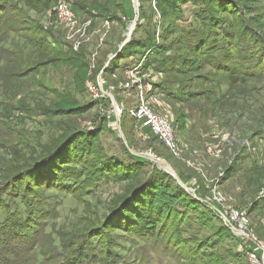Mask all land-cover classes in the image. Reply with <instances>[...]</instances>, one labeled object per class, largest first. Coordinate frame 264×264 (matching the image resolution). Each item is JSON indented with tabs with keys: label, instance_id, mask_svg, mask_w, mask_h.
<instances>
[{
	"label": "rangeland",
	"instance_id": "obj_1",
	"mask_svg": "<svg viewBox=\"0 0 264 264\" xmlns=\"http://www.w3.org/2000/svg\"><path fill=\"white\" fill-rule=\"evenodd\" d=\"M125 1L133 11L130 20L124 17ZM75 5L80 9L77 35L51 26L53 8L42 14L17 8L26 32L20 38L10 34L13 46L4 48L17 56L4 66L7 74L27 71L30 62L50 64L36 68L28 80L21 78L18 89L1 82L0 132L17 146L32 148L37 158L75 134L76 165L70 168L79 171V186L65 195L39 191L57 197L58 217L49 222L28 264L43 260L41 250L52 246L57 248L45 262L59 264L63 249L81 245L82 235L121 264H249L236 252L237 238L222 228L218 215L219 221L205 210L215 205L200 202L193 187L203 190L202 199L218 192L224 204L245 213L251 234L264 244V78L242 74L236 63L253 55L264 64V47L256 42L264 41V0H137L136 5L133 0H74ZM133 23L126 55L114 54L120 34L128 35ZM46 27L53 33L44 32ZM59 33L71 54L57 45L45 52L26 44ZM234 37L245 44H230ZM107 54L109 67V57L103 61ZM234 78L242 80L233 84ZM141 104L172 123L177 156L129 116ZM17 146L10 148L24 149ZM128 151L147 162L127 161ZM153 158L167 163L177 179ZM255 168L261 174L250 176ZM181 174L188 183L181 182ZM132 193L136 196L122 208ZM140 207L152 214L154 223L146 226L152 237L133 233L138 219L124 212Z\"/></svg>",
	"mask_w": 264,
	"mask_h": 264
},
{
	"label": "trees",
	"instance_id": "obj_2",
	"mask_svg": "<svg viewBox=\"0 0 264 264\" xmlns=\"http://www.w3.org/2000/svg\"><path fill=\"white\" fill-rule=\"evenodd\" d=\"M11 1H14L15 3L10 4ZM20 1L23 0H0V86H3L2 83H7L10 81L9 83L13 82L14 87L16 86L17 89L21 81L28 80L31 76L36 74V68L48 66L50 64L44 61L34 65L32 62H30L28 64L30 67H28L27 71L12 72L9 74L6 73L7 71L4 69V66L10 64L12 58L17 57L15 54L8 53L4 50V48L13 46L12 43L9 42L10 34L14 35L15 38H20L21 35L19 34H21L23 31L26 32L25 29H21L20 24L22 19L17 17V8L25 9V7H27L29 10H32L35 13L36 10L39 11L37 14H42L46 11L48 12L51 8H53L52 6L54 5V1L51 0H24V4ZM36 4H39L40 10ZM76 8L77 7L75 5L72 10L77 16L78 12L76 11ZM123 8L124 17L127 20H130L133 16V11L130 7L129 1H125ZM38 29L42 30L40 27ZM51 31L52 30H50L48 27H46L44 30L46 33H53ZM252 40L254 39L249 40L248 44L251 45ZM256 42L259 43L258 47H264V41L261 42L256 40ZM234 43H237L236 45H238V48H241L245 44V41L243 38L238 39L234 37L230 41V44ZM26 44L31 48L33 47V49L35 48L36 51L43 50L45 52L54 51L55 48H57V45L59 48H65L66 51L71 54L67 43L63 42L62 35L57 37L56 35L43 34L37 37V39L32 38L27 40ZM128 44L129 42L122 48L127 47ZM50 45L53 47H50ZM150 47L151 46H149L147 49ZM117 51L118 49L116 48L114 54H116ZM38 53L39 52H36V55H38ZM126 53V48L123 51L121 49L118 52L119 56L126 55ZM29 55L30 57H33L35 54L31 53ZM236 63L240 66L241 71H245L241 72L242 74L246 75L248 71H250L258 78H264V64L258 60V56L254 57L251 55L250 57H241V59H239ZM111 64L112 60L108 61V67ZM104 67L105 68H103V72L107 68L106 65ZM227 68L229 67L227 66L224 69L229 71ZM100 69L98 70L100 71ZM5 74L6 77H4ZM21 78H24V80ZM42 78L43 76L37 80L38 82L36 81L39 85L43 84V80H41ZM93 79L95 80V77H93ZM240 80L242 79L234 78L231 82L234 84ZM19 105L22 111V109L25 108L24 99L19 100ZM44 111L47 116L48 111L46 109ZM4 116L5 117L3 119L5 121L10 119V117L5 112ZM19 122L22 126L24 121L20 119ZM140 125L141 124L138 123V126ZM2 130H9V127L8 129H5V126L3 125ZM144 132L146 134L150 133L147 128H144ZM4 134L5 135L2 133L0 134V264H28L36 250L41 248V244L45 238L43 233L45 235V229L49 226V222L58 217L56 215L55 207V199H57V197H55L53 194L48 195V193L40 194L39 191L51 189L54 190L55 195L58 192L64 193L65 195V193H69V190H73L79 186L76 178L77 175H79V173H77L79 171H76V169L72 167L70 168V165H76L74 153H72L73 149L71 147L73 139L75 138V134L72 135L73 137L71 139L61 141L52 150L44 152L38 158L34 156V150L32 148L27 146L24 147L22 143L17 146V143L12 142L14 140H12L9 135L6 133ZM9 144H15L17 147H24V149L21 151L11 149ZM7 145H9V150L7 149ZM126 154L128 157L127 161L138 164L147 162L146 158L133 154L129 151ZM228 171L229 170H226V173H228ZM260 174L261 172L259 173V171L255 168L253 171H251L250 176L257 177ZM179 177L182 183L185 184L187 182L188 177L183 176L182 174L179 175ZM176 187L177 192H181L182 195L185 194L189 197H192L187 192L182 191L180 186ZM139 188L140 185L138 187L136 186V191L134 193H137L141 189ZM193 188L196 194L202 197L201 194L203 193V190H197L195 187ZM134 193L127 197L122 208H126L132 202L136 196ZM51 200H55V202H51ZM193 200L196 204H203L198 202L197 198ZM257 202L258 201H256L255 206L258 205ZM132 210L133 209L128 208V210H124V212H128L126 214L130 220H132V218L138 219L136 228L137 231L134 229L133 233H135L137 236L143 234L152 237L153 232L146 231V226H152L154 223L151 212H148L149 209L144 210L143 207H140L136 213L132 212ZM205 210L210 211L209 213L213 215V218L218 220L217 215L219 211L217 207H212V209L210 207H206ZM140 215L142 217H140ZM221 226L224 228L222 224ZM258 228L260 230L262 229L261 226ZM224 230L227 233L230 232L226 228H224ZM81 238L83 241L78 247L72 245L70 248L63 249L59 264H121L118 263V261L116 262L114 256L112 257L107 251H103L104 249H97V245L90 246L89 242L91 237L82 235ZM262 238H264V234ZM236 241L239 244V240L236 239ZM56 248V246H52L46 250L47 252L41 250L42 253L40 255L44 256L45 258L50 252H54ZM236 252L246 261V256L243 252H238V250H236ZM44 258L41 261H37V264H47Z\"/></svg>",
	"mask_w": 264,
	"mask_h": 264
},
{
	"label": "built area",
	"instance_id": "obj_3",
	"mask_svg": "<svg viewBox=\"0 0 264 264\" xmlns=\"http://www.w3.org/2000/svg\"><path fill=\"white\" fill-rule=\"evenodd\" d=\"M73 1L55 0L51 20L53 24L51 26L53 25L54 29L61 27L67 33L71 34L73 32L77 35L80 34V31L78 30L77 18L72 10ZM74 43L76 46L80 44L79 41H74ZM129 116L132 120L149 129L164 149L174 156L178 155L175 130L167 117L153 111L145 104H141L134 111H131ZM198 200L200 202L206 200L217 207L219 211L218 218H220L223 226L239 240L238 250L245 254L249 264H264V244L257 241L251 234L249 220L245 213L224 204V200L218 192L208 195L204 199L199 196ZM207 202L205 203L208 204Z\"/></svg>",
	"mask_w": 264,
	"mask_h": 264
},
{
	"label": "water",
	"instance_id": "obj_4",
	"mask_svg": "<svg viewBox=\"0 0 264 264\" xmlns=\"http://www.w3.org/2000/svg\"><path fill=\"white\" fill-rule=\"evenodd\" d=\"M134 27H135V25L133 23V25L131 26L130 31H129L127 37H126V39L121 44V47H123L124 45H126L128 43L129 38L131 37L132 32L134 31ZM153 159H154V162L157 163V165H159L160 167H162L164 170L169 171L177 179V176L174 174V172L172 171V169L169 167V165L167 163H165L164 161L157 160L155 158H153Z\"/></svg>",
	"mask_w": 264,
	"mask_h": 264
},
{
	"label": "crops",
	"instance_id": "obj_5",
	"mask_svg": "<svg viewBox=\"0 0 264 264\" xmlns=\"http://www.w3.org/2000/svg\"><path fill=\"white\" fill-rule=\"evenodd\" d=\"M76 11L78 12V15H79V13H80V9L79 8H76ZM99 17V15L98 14H96V18H98ZM99 26H101V25H99ZM126 39V34H125V37L123 36V33L122 34H120V37H119V42L117 43V44H119V46L121 47V43H122V39ZM116 44V45H117ZM120 47H118L119 49H118V51H120L121 50V48ZM110 55H106L104 58H103V61L105 60V59H107L108 57H109ZM110 57H112V56H110ZM108 58L107 60H106V62L108 63V61H110V59L111 58ZM103 65H105L103 62L101 63V65H100V67L101 66H103ZM189 182V178H187V182L186 183H188Z\"/></svg>",
	"mask_w": 264,
	"mask_h": 264
},
{
	"label": "bare ground",
	"instance_id": "obj_6",
	"mask_svg": "<svg viewBox=\"0 0 264 264\" xmlns=\"http://www.w3.org/2000/svg\"><path fill=\"white\" fill-rule=\"evenodd\" d=\"M137 0H133L134 5H136Z\"/></svg>",
	"mask_w": 264,
	"mask_h": 264
}]
</instances>
